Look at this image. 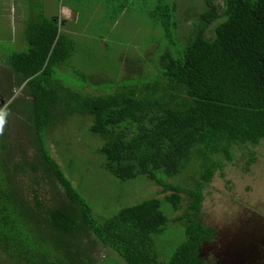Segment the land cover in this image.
Here are the masks:
<instances>
[{
  "label": "trees",
  "instance_id": "obj_1",
  "mask_svg": "<svg viewBox=\"0 0 264 264\" xmlns=\"http://www.w3.org/2000/svg\"><path fill=\"white\" fill-rule=\"evenodd\" d=\"M83 3L72 2L78 16ZM133 5L143 7L157 37L141 44L138 54L147 59L136 60V74L120 79L119 72L106 80L80 68L82 38L61 12H36L22 24L26 49L5 58L6 83L21 88L27 113L0 121V264H96L95 244L128 264H203L199 243L212 235L197 221L204 187L236 159L257 161L255 147L264 140V0L185 6L184 38L176 0H103L105 21L118 22ZM91 25L85 32L106 30ZM85 116L102 140L97 152L108 172L122 181L142 175L172 193L97 219L71 178L75 161L69 177L49 147L56 125ZM80 158L81 169L87 159ZM184 173L191 186L164 180ZM183 193L187 207L175 220L185 223V241L162 260L157 239L169 221L162 205L179 210ZM87 235L96 241L81 246Z\"/></svg>",
  "mask_w": 264,
  "mask_h": 264
},
{
  "label": "rangeland",
  "instance_id": "obj_2",
  "mask_svg": "<svg viewBox=\"0 0 264 264\" xmlns=\"http://www.w3.org/2000/svg\"><path fill=\"white\" fill-rule=\"evenodd\" d=\"M19 1L23 2L22 4L28 3V0ZM92 1L94 2V5L85 6L84 15H79L78 20H75V13H71L70 9L64 7L58 8L59 3L52 2V13L61 12L62 15L65 16L64 18L68 19L67 23L70 26L78 27L75 34L78 38H82V40H79L78 52L80 55L78 57L80 58L77 64H79L80 68L86 72L97 70L98 74L102 76L99 77L100 79L112 80L118 72V76L115 77L116 79L122 78L124 74L129 76L135 75L136 72L133 71L135 69L136 60L147 59L146 57L142 58L141 55L138 54L139 51H141V44L143 47L144 41H149L154 39V37H157V34L152 31L151 23H149L148 18L144 14L143 7L140 5H133L131 10L129 9V11L127 10L122 13L118 22L113 24L105 21L104 12L102 11L101 6L98 5L99 0H90V2ZM176 1L183 5L178 6L177 14L178 22L181 26L178 36L184 38L185 20L181 19L184 18L183 14H181V12L185 11L183 7L188 6L189 9H200V5L204 3V0ZM10 4V0H0V116L2 114L0 121L2 123L7 121L9 123L15 122L17 115L16 112H21L20 115H24V118L26 117L25 113H27L23 100L19 98L22 97L21 88H13V86L9 87L6 83V80H8L9 77L6 76L5 58L15 50L26 49L25 42L22 38L24 36L25 25H22L23 23H18L17 21L13 22L10 20L9 16L7 17L10 11ZM78 6L81 8L80 2L78 3ZM17 10L18 9H14V12ZM21 10L22 6L20 5L17 13L18 17L20 16ZM96 21L97 23L100 22L102 27L106 28V30L99 32L93 30V33H91V31L85 32L92 23V29L101 26L96 25ZM82 27L83 29L81 30ZM208 35L211 36L210 33H208ZM106 42L109 43V47L103 45L106 44ZM102 46L104 49H101ZM152 49L153 47H150L149 51ZM87 62L89 63V66H86ZM147 68H149V65H147ZM67 75L70 77L68 73ZM107 91L108 90L106 89H88V92L92 94H102ZM2 92H4V94ZM10 97L11 99H9ZM12 103H14L13 110L5 112V110L8 109L7 106ZM83 118L84 119L71 118L64 124L56 125V129L53 128V132L49 134V147L52 155L66 171L69 160L75 161L73 168L77 171H75L74 175H71V172L69 171H67L66 174L69 177L70 175L72 176L71 178L75 186L81 190L86 200L91 204L94 215L97 219L108 218L124 206L138 204L149 198L158 197L164 200L167 195L172 193V190H164L162 186L155 184L153 181L142 175L130 180L122 181L108 172L103 166L102 157L97 152L98 147L102 144V140L89 131L88 127L90 119L87 116ZM19 121L22 122V119L19 118ZM24 123L25 121H23V124ZM255 149L258 150L260 156L263 157H259V161L264 165V140L256 146ZM237 153L241 156L242 151L237 150ZM76 157L77 159L79 157H86L87 162H83L86 163V166L80 169L78 164L79 160L75 159ZM240 169L241 168L238 170L244 174ZM238 170L226 168L224 175L231 177L233 175L232 173H238ZM188 173L189 171L187 174ZM250 174L251 173H247L246 176H242V179L238 174L233 175V179L237 184L235 185L236 191H239L237 199H247L249 200L247 203L254 207V204L256 203L258 204L257 206H261L260 208L264 211V208H262L264 206L261 204L264 201L263 174L261 175L254 172V175L260 178L259 181L261 183V185H257V189L254 191L250 183L256 184L257 180L252 178ZM261 178L263 179V182L261 181ZM164 180L175 184H181L184 188L185 186L192 185V180L189 179L185 173L183 175H176L175 177H166ZM245 182L247 184L249 183L248 185L251 187L250 190L248 185H244ZM216 184L218 185L217 182ZM219 189L220 188L216 189L213 185H209L206 188V199L210 202L207 203V211H205V215L211 218V209L214 203L216 201H218L217 204L221 203V211L216 207V210L212 213L213 215L215 214L214 216H219V222H216L219 230L223 229L224 226L232 224H240L243 225L242 227L246 228H249V226L254 223L258 224L257 221L249 219V217L253 218V214L245 205L244 207L238 206L237 204L240 211L237 212V206L231 203L233 198L225 199L223 195L218 193L220 192L223 194ZM250 195L254 202L250 200ZM182 196L183 200L179 210L172 211L171 208H169V204L162 205L163 211L165 210L169 217L164 232L157 239L158 248L163 252L161 254L162 260H168L174 252L173 248L185 241V223H183V221L175 220L185 212L187 207L188 199L184 193ZM222 200H230V204L228 202L224 204ZM236 202L238 203V201ZM261 228V225H258L257 230H260ZM227 237L233 236L228 233H221L216 242L203 246L201 248V253L205 257L215 261L217 264H224L229 261L228 257L230 258V254L228 255V253L230 251L227 249L226 245V243H228ZM233 238L234 240H232L231 244L236 248L243 238ZM83 240L90 245L93 244V241H96L93 235H87V237L83 236L82 239L78 240L81 246L82 244H84V246L87 245ZM223 246L224 249L222 248ZM93 250L95 252L93 257L96 259V264H128L116 252L101 244H95ZM237 250L241 251L239 246L237 247ZM234 257L235 255L232 254L231 259H234ZM258 260L263 261V258Z\"/></svg>",
  "mask_w": 264,
  "mask_h": 264
},
{
  "label": "flooded vegetation",
  "instance_id": "obj_3",
  "mask_svg": "<svg viewBox=\"0 0 264 264\" xmlns=\"http://www.w3.org/2000/svg\"><path fill=\"white\" fill-rule=\"evenodd\" d=\"M255 156L257 158V161H251L250 157L244 158V159H239L240 162L236 159L235 161H233V163L236 162V164H231L228 165L226 168H230V169H235L238 170L239 168H241L240 170H242L244 172L241 173L238 170V173H232L234 174H238L241 179L243 178L242 176H246L247 173H251L250 175L252 176V178L256 179V184H251V187L253 188V191L257 189V185H261L258 177H256L254 175V172L257 174H263L264 178V165L262 162L259 161V157L260 153L258 152V150H256L255 152ZM254 156V158H255ZM263 158V157H262ZM261 172V173H260ZM233 175L230 177L225 176L224 174L222 175H218L217 173L215 174L214 178L212 179L211 182H209V184L206 185V187H204L203 189V200H202V209L200 210V217L197 219L198 222L202 221L203 226L206 230H212V235H211V239L210 240H202L199 243V247H198V251L200 253V258L203 261V264H217L215 261L209 259L208 257H205L202 253H201V248L203 246H205L206 244H211L214 243L218 240V237L221 233H228L230 235H232L233 237H241L243 238L239 244L236 246V248L231 244L232 240H234L233 237H227L228 240L226 243L227 245V249L230 251L228 253V255L230 254V258L228 257L227 262H225L224 264H264V211H262V209L260 208L261 206H257L258 204H254V206L249 205L247 202L249 200L247 199H237V195L239 194V191H236V182L233 179ZM261 178V181L263 182V179ZM216 182L218 183V185L216 184ZM249 184V183H248ZM246 182L244 183V185H248ZM209 185H213L216 189L220 188L219 190H221L223 192L220 193L218 192L220 195H223L225 199H232L233 201L231 202L232 204L236 205L238 204V206H246L248 208V210L253 214V218L249 217V219H253L255 221L258 222L254 223L252 225L249 226V228L246 227H242L243 225H229V226H224L223 229L219 230L218 226L216 225V222H219V216L216 215L214 216L212 213H214L213 211L217 209H222V205L221 203H218V201H216L211 209V218L207 215H205V211H207L206 206L208 200L206 199V195H207V191L206 188ZM249 186V185H248ZM251 187L249 186V190L251 189ZM236 191V192H235ZM248 192H252V191H248ZM245 192V193H248ZM222 197V196H220ZM223 198V197H222ZM250 200L252 202H254L251 199V195L249 196ZM238 201V203L236 202ZM262 201V200H261ZM222 202L225 203H229L230 200H222ZM230 204V203H229ZM262 206H264V201L261 203ZM212 205V204H211ZM237 206L238 211L239 208ZM244 206V207H245ZM264 208V207H262ZM219 211V212H220ZM184 214V213H183ZM239 214V213H238ZM213 221V222H212ZM231 223V222H230ZM258 225H261V229L257 230ZM234 227H239V228H234ZM186 231V230H185ZM186 236V233H185ZM228 236V235H227ZM240 247L241 251L237 250V247ZM224 249V246L222 247ZM242 253V255H241ZM234 254L235 257L234 259H231V255ZM263 258V261H260L258 259ZM215 262V263H214ZM202 263V262H201Z\"/></svg>",
  "mask_w": 264,
  "mask_h": 264
},
{
  "label": "crops",
  "instance_id": "obj_4",
  "mask_svg": "<svg viewBox=\"0 0 264 264\" xmlns=\"http://www.w3.org/2000/svg\"><path fill=\"white\" fill-rule=\"evenodd\" d=\"M73 1H77V0H28L27 4H22L23 2H20L19 0H10L11 4L9 6V13L7 15V17L9 16L10 20L13 22H18V23H25L27 22V18H31L30 16L33 15H37V13H43L45 14L47 17L49 16H56L58 15V12H53L51 11V9H53V4L52 2H58L60 7H64L67 9H70L71 13H75V20H77V16H78V11L74 10L73 7L75 5H72ZM64 2V3H62ZM85 6H91L94 5V2H90V0H85ZM20 5L22 6V10L20 12V16H17L18 11L14 12V8H19ZM98 5L101 6V9L103 11L104 7H103V0H99L98 1ZM37 12V13H36ZM60 15H62V13H60ZM16 18V19H15ZM71 21V20H70ZM76 23V21H75ZM76 30L72 31V34H75ZM78 33V31H77ZM76 35V34H75Z\"/></svg>",
  "mask_w": 264,
  "mask_h": 264
},
{
  "label": "clouds",
  "instance_id": "obj_5",
  "mask_svg": "<svg viewBox=\"0 0 264 264\" xmlns=\"http://www.w3.org/2000/svg\"><path fill=\"white\" fill-rule=\"evenodd\" d=\"M2 101H4V100H2Z\"/></svg>",
  "mask_w": 264,
  "mask_h": 264
}]
</instances>
